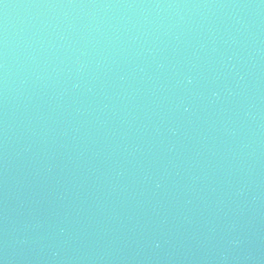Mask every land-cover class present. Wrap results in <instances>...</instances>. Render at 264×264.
Returning a JSON list of instances; mask_svg holds the SVG:
<instances>
[{
    "label": "water",
    "instance_id": "water-1",
    "mask_svg": "<svg viewBox=\"0 0 264 264\" xmlns=\"http://www.w3.org/2000/svg\"><path fill=\"white\" fill-rule=\"evenodd\" d=\"M0 264H264V0H0Z\"/></svg>",
    "mask_w": 264,
    "mask_h": 264
}]
</instances>
